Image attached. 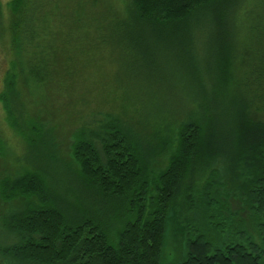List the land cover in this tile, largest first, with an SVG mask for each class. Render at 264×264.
<instances>
[{"label":"trees","instance_id":"trees-1","mask_svg":"<svg viewBox=\"0 0 264 264\" xmlns=\"http://www.w3.org/2000/svg\"><path fill=\"white\" fill-rule=\"evenodd\" d=\"M253 29L264 33V0L0 3V109L10 144L31 150L30 164L0 172L5 264H162L171 211L177 264H264V58L241 81L230 61ZM144 32L187 35L192 70L195 35L217 36L214 96L201 87L149 100L150 112L91 98L86 54ZM0 141L3 163L12 146Z\"/></svg>","mask_w":264,"mask_h":264},{"label":"rangeland","instance_id":"rangeland-1","mask_svg":"<svg viewBox=\"0 0 264 264\" xmlns=\"http://www.w3.org/2000/svg\"><path fill=\"white\" fill-rule=\"evenodd\" d=\"M7 1L0 0V3L4 5ZM214 36L195 35L194 52L196 67L199 70L191 68L193 66L190 56L192 51L185 47L188 43L187 35L175 38L173 34L156 35L144 32L138 35L114 36L113 39L119 42L115 47L110 42L111 46L90 50L86 54L88 60L86 82L91 87L90 97L96 101L115 100L117 105L128 99L137 102V107L141 105L142 110L149 111L147 106L149 100L167 101L173 104V102L200 96L201 87L205 89L207 96H214L213 85L218 78L212 75L214 70L213 73L207 70V66H216L218 59L212 46L216 44L217 36L215 38ZM92 38L96 42L98 37L93 35ZM234 40L238 44L236 48L238 51L231 53L230 61L233 65L240 66L236 69L234 78L241 81L244 68L249 64L253 69L260 63V58H264V33L256 32L254 29L250 33L239 32ZM231 41H233L232 37ZM6 47L0 41V91L2 90L3 73L10 58ZM246 48L248 50L244 51ZM125 79L132 80V82L130 81L129 84L123 82L126 81ZM250 81H253L252 76ZM93 106L91 105L95 108ZM11 138L12 132L7 128L0 109V140L4 139L5 147L9 151L12 146L6 161L0 163V172L7 170L16 162L30 164L31 150L15 141L13 145L10 144ZM62 140L60 135L56 142L61 149L65 147V142ZM69 180L77 185L76 179ZM85 203H89L88 200ZM6 205L0 202V247L6 246L8 240L12 241L5 229L6 216L9 213ZM169 217L172 220L168 221L162 264H177L184 255L183 239L177 229L180 225H177L172 211ZM5 263L7 262L0 255V264Z\"/></svg>","mask_w":264,"mask_h":264}]
</instances>
